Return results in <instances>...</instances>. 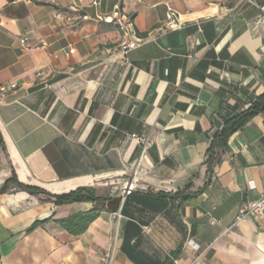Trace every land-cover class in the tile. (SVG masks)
<instances>
[{
    "label": "crops",
    "instance_id": "obj_1",
    "mask_svg": "<svg viewBox=\"0 0 264 264\" xmlns=\"http://www.w3.org/2000/svg\"><path fill=\"white\" fill-rule=\"evenodd\" d=\"M262 4L0 0V85H16L0 100V189L13 179L52 197H94L56 205L9 183L0 264H98L107 250L111 264H264V220H237L264 193V111L211 173L205 163L223 124L264 92ZM71 7L74 22L53 20ZM169 15L176 29L164 28ZM126 19L145 40L120 66L110 55L132 39ZM188 185L190 200L173 199ZM88 214L79 235L60 224Z\"/></svg>",
    "mask_w": 264,
    "mask_h": 264
},
{
    "label": "trees",
    "instance_id": "obj_2",
    "mask_svg": "<svg viewBox=\"0 0 264 264\" xmlns=\"http://www.w3.org/2000/svg\"><path fill=\"white\" fill-rule=\"evenodd\" d=\"M263 111H264V92L258 98H256L247 109L229 118L223 124L220 131H218L211 140L210 146L208 148L207 158L205 163L209 173H211L213 166L220 162V155L224 150H226L230 137L238 130H240L242 127H244L254 116H256L257 114ZM9 183H13L14 185L17 186L18 189L25 190L29 193H39L49 196L50 198H53L56 205L75 203V202H89L94 200L93 195L84 189H80L71 193L52 197L47 193H43L37 189L22 186L13 179L8 180L5 183V185L0 189V193L6 191ZM190 187L191 185H188L183 192L173 196V199H180L181 201L190 200L192 196L185 194V191H188ZM93 217L94 214H88L85 216L78 215L63 220L60 222V224L70 234L79 235L85 230L87 223L90 222V220H92ZM178 251L179 248L175 251V253H173V255H176Z\"/></svg>",
    "mask_w": 264,
    "mask_h": 264
},
{
    "label": "built area",
    "instance_id": "obj_3",
    "mask_svg": "<svg viewBox=\"0 0 264 264\" xmlns=\"http://www.w3.org/2000/svg\"><path fill=\"white\" fill-rule=\"evenodd\" d=\"M251 1V0H247ZM258 8V15L255 18L256 24L262 26L264 29V4L257 6ZM76 12L74 7H71L69 12H60V11H55L52 15L53 20L58 21V22H67V23H72L74 22L75 18L73 16V13ZM118 18V13H114L113 16L111 17H105L102 20L105 22H113V18ZM121 18V17H120ZM131 23L129 19H126V22L124 25H121V29L127 33H129L132 37L130 40H124L121 43H119L113 50L110 55V57H118L119 58V64L120 66H126L127 65V55L130 51L138 48L145 39L138 38L134 31L130 28ZM178 27V22L174 20L171 15L167 17V22L165 24L164 28L167 29H176ZM164 29L163 28H158V32H162ZM151 33L148 34L147 37H149ZM19 43L23 47H28L27 44V38H20ZM45 44H41V47L43 48ZM38 77L42 76V73L37 74ZM16 85L15 84H8V85H0V100L1 98L9 91L12 89H15ZM140 143L143 145V147H146V141L142 138L138 139ZM247 188L249 190L255 189V185L253 183H248ZM133 189V185L127 183L124 188H123V194L129 195ZM246 217H253L257 219H263L264 220V193L259 197L257 200L243 204L239 210H238V216L237 220L244 219ZM214 223V222H213ZM188 244L193 247L194 250L198 251L199 246L195 245L192 241H188ZM113 258V250H107L104 251L100 254L99 257V263L98 264H111Z\"/></svg>",
    "mask_w": 264,
    "mask_h": 264
}]
</instances>
